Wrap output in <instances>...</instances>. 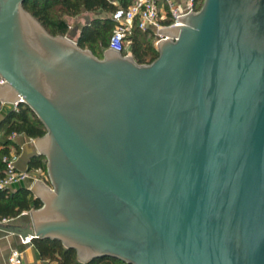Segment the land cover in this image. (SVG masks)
<instances>
[{
	"label": "water",
	"instance_id": "obj_1",
	"mask_svg": "<svg viewBox=\"0 0 264 264\" xmlns=\"http://www.w3.org/2000/svg\"><path fill=\"white\" fill-rule=\"evenodd\" d=\"M0 0V100L24 102L50 183L22 237L81 261L264 264V0H203L158 56H103Z\"/></svg>",
	"mask_w": 264,
	"mask_h": 264
},
{
	"label": "trees",
	"instance_id": "obj_2",
	"mask_svg": "<svg viewBox=\"0 0 264 264\" xmlns=\"http://www.w3.org/2000/svg\"><path fill=\"white\" fill-rule=\"evenodd\" d=\"M132 1L122 0L121 5L128 6ZM24 6L53 34H67L69 22L66 16H77L84 10L103 9L109 14L95 17L85 24L76 40L80 46L90 48L100 57L103 56L105 48L109 47V39L115 26L113 12L118 7L113 0H26ZM55 7L60 13H55ZM109 32L111 33L107 40ZM154 35L153 29L143 30L136 22L130 34V51L125 50L124 53L129 51L140 63L153 61L159 54L157 46L151 43ZM46 131L44 123L28 104L20 102L16 108H10L0 121V177L5 169L4 154L10 153L12 146L20 152V146L11 135L25 133L36 138L44 135ZM39 167L47 172L46 156L37 153L30 157L28 169ZM41 205V199L36 197L27 186H19L15 190L0 187V219L17 217L24 211ZM33 243L42 258L55 264H129L111 256L97 257L83 262L79 259L75 248L67 247L56 238H33Z\"/></svg>",
	"mask_w": 264,
	"mask_h": 264
},
{
	"label": "built area",
	"instance_id": "obj_3",
	"mask_svg": "<svg viewBox=\"0 0 264 264\" xmlns=\"http://www.w3.org/2000/svg\"><path fill=\"white\" fill-rule=\"evenodd\" d=\"M202 3L203 0H133L128 6H118L113 12L115 26L109 39V46L124 53L127 50L131 30L136 22L143 30H154L157 46V42L164 36L158 29L166 25L180 23L179 15L189 12L191 9L198 10ZM128 53L130 52L127 51L124 54ZM4 80L3 77H0V82H4ZM7 104L16 108L19 103L0 100V110ZM16 134L13 133L11 137L13 138ZM18 156L19 152L15 149L4 154L5 169L0 177V187L13 189L17 183L31 176L32 170H29L28 167L25 169L18 168L16 163ZM33 170H41V168ZM7 220L9 218H3L0 219V222ZM22 242L33 244L32 235L22 237ZM23 260L22 251L17 247L12 248L8 257V264H23Z\"/></svg>",
	"mask_w": 264,
	"mask_h": 264
},
{
	"label": "crops",
	"instance_id": "obj_4",
	"mask_svg": "<svg viewBox=\"0 0 264 264\" xmlns=\"http://www.w3.org/2000/svg\"><path fill=\"white\" fill-rule=\"evenodd\" d=\"M132 1V0H125ZM115 4L118 6H122V0H113ZM93 13V14H92ZM109 12L98 9L95 11L84 10L80 16L76 18L68 19L69 22V30L67 35L71 36L75 40L81 33L82 27L91 22L95 17H104L108 15ZM83 15V16H82ZM90 15V16H89ZM81 17V18H78ZM12 108L10 104L4 105L0 110V121ZM13 139L20 146L19 156L17 158V166L20 169H25L28 167L29 159L32 155L38 153V147L35 142V137L28 136L25 133H17ZM15 147L12 146L11 150H14ZM37 179H42L47 183H50L48 173L45 172L44 169L41 170H32L31 176L17 183L12 190H15L19 186H27L32 187ZM34 195L36 194L33 191ZM30 211V210H29ZM29 211H24L17 217L9 218L7 221H1L0 224L6 225H20L24 224L26 220H28ZM17 247L22 251L23 254V264H55V262L50 261L48 259H44L40 256L39 250L35 246V244H24L22 242V236L18 233L8 231L2 227H0V264H8V257L11 252V249Z\"/></svg>",
	"mask_w": 264,
	"mask_h": 264
},
{
	"label": "rangeland",
	"instance_id": "obj_5",
	"mask_svg": "<svg viewBox=\"0 0 264 264\" xmlns=\"http://www.w3.org/2000/svg\"><path fill=\"white\" fill-rule=\"evenodd\" d=\"M54 10H55V13H60L59 12V10L55 7L54 8ZM81 14V13H80ZM80 14L79 15H77V16H80ZM93 14V13H92ZM77 16H66L67 17V19H71V18H76ZM83 16V15H82ZM90 16V15H89ZM78 18H81V17H78ZM110 33L111 32H109L108 33V35H107V40L109 39V36H110ZM151 43H153V44H155L156 45V42H155V38L153 37L152 39H151ZM130 44H131V40L129 39V41L127 42V50H129L130 51ZM29 211V210H28ZM28 215H29V212H28Z\"/></svg>",
	"mask_w": 264,
	"mask_h": 264
}]
</instances>
